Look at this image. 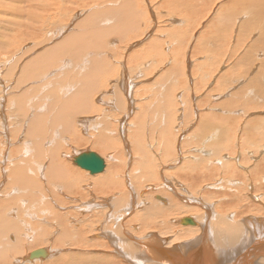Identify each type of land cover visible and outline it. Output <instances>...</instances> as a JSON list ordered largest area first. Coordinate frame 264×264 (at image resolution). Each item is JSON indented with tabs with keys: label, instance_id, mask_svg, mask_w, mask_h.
<instances>
[{
	"label": "rangeland",
	"instance_id": "obj_1",
	"mask_svg": "<svg viewBox=\"0 0 264 264\" xmlns=\"http://www.w3.org/2000/svg\"><path fill=\"white\" fill-rule=\"evenodd\" d=\"M54 2L55 0H0V92L2 87L6 86L9 93L12 90L15 93L19 91L17 94H20L24 89L22 92L27 91L26 93H28L29 89L32 90L33 84L38 85L36 83L41 82L42 79H45L46 82L42 81L40 84L43 82L45 85L49 84L48 80H52L57 69L64 72V74H60V78L58 77L59 80L54 77V80L56 79L54 82L57 84L67 83V87L70 88L65 95H62L66 97L73 96V94L85 95L86 98L91 99L93 103L91 108L94 111L90 112L87 109L85 112L78 113L77 108H72L69 111V114L72 115L68 120L74 116V124H78L75 126V130L81 133V140L72 142L71 135H63L64 127L62 126L58 127L57 130H49L47 136L56 132L55 138L61 140L59 145L62 147V153L71 157L81 151L89 150L97 151L107 158L108 156L111 157V159H106L105 163L107 167L109 164H116L115 167L118 171H115V176L117 179L123 178V171L129 169V158L133 153L134 161L142 159V154L136 151L135 146L137 140H141L142 147L148 151L147 159L150 165L148 168H143L142 165L133 166L132 164L131 169L134 168L132 169L135 173L134 176L138 177V174L144 177L142 181L136 180L137 186H134V189L136 188L138 191L147 189V191L143 196L136 197L132 209L128 207L126 210L124 209L128 203L126 191L121 187L109 192L108 197L112 199L110 203L114 208L110 212L109 209H106L107 213L109 212L108 223H124L126 228L134 231V235L139 233L141 237L153 230L155 233L158 232L159 236L168 239V242L163 244L164 246L166 243L167 246L168 244L177 246L176 244L179 243L185 247L186 242L188 243L189 240L198 236L201 230L197 232L196 230L200 227H195L191 223H183L182 221V225L179 222L181 217H190L194 220L197 216H208L207 222L212 229L215 228L217 221L225 215L231 224H234V220H236L235 223L237 221L244 222L242 219L246 217L259 218L261 221L264 218V0H237V2L236 0H58V4L61 2L64 4L62 9L65 11L61 9V12L68 11L63 13L68 15L64 16L63 19L59 16L61 13L56 15L59 9L56 8ZM47 3L54 4L55 8L43 9ZM131 6H137L136 9H132L133 12H130L132 11ZM222 6L224 9L231 7L224 10ZM117 7H120L117 9L119 14L116 11ZM102 9H113L114 14L107 12L111 15L110 18L105 11L104 13L101 11ZM96 10L102 12H99L100 15L95 18L99 21L102 19L101 26L103 28L97 19L93 18L91 24L88 23L89 13L96 12ZM127 11L132 15L127 14ZM134 12H137V16ZM87 13L88 15H86ZM118 15L123 16L121 18ZM40 16H46V22L42 23ZM105 18L106 20H104ZM84 19L87 20L85 26V23L80 24ZM260 21L263 24L256 23ZM58 22L63 23L59 24ZM93 23L95 27L100 26L101 37L98 36L100 34L97 35L98 29L93 28ZM57 25L64 28L61 29ZM67 25L72 27L68 29ZM118 25L119 27H117ZM90 27L94 30L89 31V34L93 31L92 34L96 33L95 37L90 38L91 34H88V37L86 34L88 32H86L81 38L77 37V40L74 41L76 45L73 48L74 54L71 51L70 59L72 58V62H74L75 74L69 70V67L65 69L59 65V67L55 66L54 69L56 70L51 68V72L43 71L47 74L35 77L28 74L31 72V67L25 64L15 67L14 62L18 63L21 56L24 59L42 56L44 52L50 49L49 46L59 41L58 39L61 40L63 35L67 36L68 34L70 37L72 35L69 33L73 34L74 31L78 35L88 31ZM107 31L112 32V35L109 36ZM104 32L106 33L105 36ZM102 34L103 37L107 38H103ZM12 37V40L17 42L10 41L8 43V39ZM83 39L88 40L90 47L85 41L83 43L86 45L81 42ZM78 40L80 45H78ZM89 40L91 41L89 42ZM93 43L96 44L95 47ZM93 51H95V55H93ZM89 52L92 53L91 56L90 54L85 55ZM88 56L90 59L87 58ZM88 60L92 61L91 64L87 62ZM78 61L82 64L80 68L76 66ZM121 64L123 65L121 66ZM127 65H129L128 68ZM82 68L83 70H81ZM126 69L129 70L126 71ZM130 69L132 70L130 71ZM23 73L27 74L24 75ZM79 74L80 76L82 74L83 78L82 76L79 77ZM20 83L21 86L19 87ZM91 83L98 85L99 89L102 90L99 93H96V90L90 93ZM52 84L54 85V83ZM35 86L34 88L37 89ZM86 87H88L87 91H85ZM58 90H63V88L58 86ZM127 91H131V93ZM164 97L166 98L165 103ZM163 104H165V108H162L161 111H164V116H161L159 111L156 112V109L159 108L157 106ZM34 106L35 108H29L27 113L20 114L16 103H11L10 96L0 100V166L3 165L2 170L0 169L1 183L5 182L3 170H8L9 177V169L23 165L22 160L26 159L27 162H30L29 158L35 153V150L31 148L32 140L28 133L30 129L27 128L30 122L37 121L40 112L39 105L34 104ZM49 106L46 108L47 111L51 110ZM152 107L156 108L153 109ZM103 109L110 110L109 114L99 118ZM137 115L138 118L136 119L135 116ZM32 118L33 120L28 121ZM95 118H99L100 121H94ZM82 120L87 122L88 127V124H91L89 122L94 121L95 125L92 132L88 131ZM103 122L108 125H103L104 128H109L106 130L109 132L107 136L116 140L112 142L116 146L114 147L115 150L105 151L94 147V142L104 136L101 134L103 126H98L99 123L102 124ZM3 123L8 126L4 128ZM62 124L65 125L66 122ZM52 141L51 138L48 140L51 145L56 143ZM166 146L168 147L166 148ZM40 147L46 149L50 146L39 145ZM165 148H169L170 151L167 150L168 153L163 151ZM45 149H43L44 152L48 151ZM116 152L117 154L120 153V156H117ZM153 155L157 159L158 167L152 165L150 159ZM180 156H182L181 159ZM32 160L34 165L38 163L37 160ZM67 162H69V167L80 170L81 175L85 177L86 180L83 178L85 180L84 190L80 191L81 188H75L74 194L73 191L68 190L69 192H67L64 188L58 191V189L50 187L57 191L54 196L51 192L49 193L50 189L43 181L44 184L42 183V185L44 189L46 188V192L44 189L42 192L43 194L47 193L46 207L43 208L44 202H42L41 207L43 209L40 214L37 211L33 217L34 207H31L33 210L31 212V208L26 206L28 211H25L26 213L22 215V218H17L23 226L28 224L27 227H29L31 223L32 226L30 227L35 228L37 225V228L39 227L43 232L47 231L44 232L46 236H53V238L50 237L46 243L39 245L35 242V244L31 243L30 238L27 239L26 237L28 242L30 241V246L27 241L25 242L27 244L21 245L22 248L20 247L19 251L23 250L22 255L18 254L17 258L12 257L0 261V264H31L32 262L25 263L22 261L24 256L31 249L41 247L47 248L49 254L45 257L36 258L37 261L32 264H66L63 258H69L74 252L99 255L97 258L100 256L110 259L113 256L116 257L115 261L111 263L93 261L97 264H130L110 243L106 245V248H103L104 246L78 247L72 246V244L67 245L68 240L64 245L59 244V247L58 244H55V238L61 233H65L66 230L70 233L81 226L87 229L86 226L92 223L96 226L94 222L97 223L99 216H102L97 212L103 211V208L89 204L101 203L106 198L102 197L104 196L102 192H98L100 190L97 192L89 190L94 189L92 180L94 181L97 174H92L89 170L76 165L71 159ZM40 163L44 167L47 166V160H42L38 164ZM32 167L34 169V166ZM144 169L147 171L144 172ZM179 170L183 171L182 176L177 174ZM149 172L158 173L160 177L164 172V177L167 176L169 182L166 183L163 178L159 180L156 176L157 180L154 177L153 180H149L147 178ZM72 173L74 174V172ZM35 178L38 181L41 180L39 176H35ZM13 186L7 192H13ZM137 190L135 191L137 192ZM78 191L85 193H80L81 195L78 193L77 195ZM14 193L10 196L11 198ZM116 193L119 196L125 194L124 197L127 202L124 201L123 204L119 205L115 201ZM43 194H40L42 197L39 198L42 199ZM159 194L164 196L169 206L172 203V206H176L168 209L167 204L157 202L156 195ZM19 205L14 202L11 206L16 208ZM86 206L90 211H84ZM150 206L167 209V213H165L168 215L167 226L170 229L167 235L161 233V227H166V223L161 224L165 220H162L159 215L152 214L156 218L154 224H151L147 231L144 230L140 221L133 219L134 215L146 214V209ZM1 211L3 212V210ZM94 214L98 216L93 217ZM1 216H5L6 220L9 219L6 216V210ZM55 216L56 218H53ZM90 216L93 219L85 221L86 226L75 221L76 219H78L77 221L84 220V217L89 218ZM153 216L150 218L152 219ZM59 217L63 218L64 221L59 220ZM91 228L92 232L87 231L86 238L97 240L94 238V233L97 231L93 227ZM109 230L116 238L120 236L117 229L111 230L109 228ZM141 230H144L143 234ZM24 233L25 228L23 236L26 235ZM27 233L32 234L29 230ZM99 239L108 240L105 235ZM30 243L33 245L31 246ZM169 248L168 246L166 249ZM251 252L249 257L250 259L254 258L253 262L258 255L255 257V250L253 251L254 254ZM144 256L147 264L157 262L153 256ZM262 257L264 258V254L261 259H263ZM93 262L92 264H94Z\"/></svg>",
	"mask_w": 264,
	"mask_h": 264
},
{
	"label": "bare ground",
	"instance_id": "obj_2",
	"mask_svg": "<svg viewBox=\"0 0 264 264\" xmlns=\"http://www.w3.org/2000/svg\"><path fill=\"white\" fill-rule=\"evenodd\" d=\"M131 1V0H130ZM225 1V0H224ZM243 1V0H242ZM204 2V1H203ZM237 2V0H236ZM213 3V2H212ZM54 4H56V8L59 9L56 13V15L58 16V14H60V18H65L64 16H68L66 14H63V13H67L68 11L66 12H61L64 7V4L59 3L58 4V0H55ZM54 4H51V3H47L46 7H44L43 9H49L51 7L55 8L54 7ZM132 4V2H131ZM228 4V3H226ZM115 5V4H114ZM112 5V6H114ZM204 5V4H203ZM223 5V4H222ZM225 5V4H224ZM234 4L232 3V6ZM228 6V5H227ZM137 7V6H136ZM136 7L134 6H131V10L132 9H136ZM223 7V6H222ZM231 7V6H229ZM229 7H226L225 9L229 8ZM62 9V10H61ZM117 9H120V7H117L116 8V11ZM130 9V8H129ZM206 9V8H205ZM224 9V7H223ZM224 9V10H225ZM230 9V8H229ZM67 10V9H66ZM113 10V9H112ZM111 9H102L101 11L104 13V11L107 13H111V14H114V11H112ZM65 11V10H63ZM91 11V10H90ZM100 10H96V12H93V13H89V11H87L89 13L86 14L88 15L89 19H88V23L92 22V20L94 19H97L95 18L97 15H100L99 12H101ZM143 11V10H142ZM85 12V11H84ZM83 12V13H84ZM101 12V13H102ZM118 14H119V11H117ZM116 12V14H117ZM130 12H133L130 11ZM145 12V11H144ZM223 12V11H222ZM249 12V11H248ZM107 13V14H108ZM136 13V16H137V12H134ZM3 14V13H2ZM127 14L129 15H132L130 14L128 11H127ZM147 14V13H146ZM227 14V13H226ZM255 14V12H254ZM47 15V14H46ZM85 15V16H86ZM109 15V14H108ZM81 16V15H80ZM103 16V15H102ZM101 16V17H102ZM107 16V15H106ZM110 18H111V15H109ZM117 16V15H115ZM123 16V15H122ZM122 16L118 15V17H121ZM84 17V16H83ZM99 17V16H98ZM104 17V16H103ZM250 17V16H249ZM54 18V16H53ZM94 18V19H93ZM100 18V17H99ZM256 18V17H255ZM67 19V18H66ZM65 19V21H67ZM72 19V18H71ZM120 19V18H118ZM254 19V18H253ZM47 20V17L46 16H40V21L42 23L46 22ZM70 20V18H69ZM106 20V18L104 19ZM111 20V19H110ZM117 20V19H116ZM121 20V19H120ZM136 20V19H135ZM97 21H99L97 19ZM101 21L102 19H100L99 21V25L101 26ZM113 21V20H111ZM122 21V20H121ZM129 21V20H128ZM197 21V20H196ZM6 22V21H4ZM64 22V21H63ZM61 22V23H63ZM109 22V21H108ZM152 22V21H151ZM261 22V23H260ZM259 23L256 22L257 24H263L262 21H260ZM59 23V22H58ZM59 23V24H61ZM85 23V24H84ZM87 23V20H82V22H80V24H86ZM110 23V22H109ZM115 23V22H113ZM134 23V21H133ZM48 24V23H47ZM57 24V23H56ZM58 24V25H59ZM91 24V23H90ZM117 24H120V23H117ZM55 25V24H54ZM57 25V26H58ZM94 26V23L92 24ZM91 25V26H92ZM264 25V24H263ZM40 26V25H38ZM37 26V27H38ZM100 26H94L93 28H96V30L100 28ZM105 26V25H103ZM122 26V25H121ZM120 26V27H121ZM52 27V26H51ZM60 27V26H58ZM63 27V26H62ZM66 27V26H65ZM68 29L71 28L72 26H68ZM83 27V25H82ZM81 27V28H82ZM114 27V26H113ZM119 27V25L117 26ZM215 27V26H214ZM54 28V27H53ZM61 28V27H60ZM64 28V27H63ZM61 28V29H63ZM93 28L90 27V29L88 31H84L80 34H76L75 31L74 33H69L71 34L72 36L68 37L69 35L67 34V36H62V39H58L59 41H56L54 44H52L51 46H49V50L47 52H44L42 56H39V57H34L33 59H24L22 58L21 56V61L19 60L18 63L14 62V65L15 67H20L21 64H25L26 66L28 67H31V72L28 73L30 74L31 76H35V77H38V76H41V75H44V74H47V73H44L45 71H50L51 72V68L54 69L55 66L56 67H59V65H62L61 68H68L69 67V70H71L73 73H74V62H72V58L70 59L71 57V51L73 53L74 51V41L77 40L76 38L77 37H80L82 35H84L86 32L87 36L89 37L90 35V38L91 37H95V34L96 33H93L90 32L89 34V31H91ZM101 28H103L101 26ZM100 28V29H101ZM108 28V27H107ZM150 28V27H149ZM193 28V27H192ZM56 29V28H55ZM66 29V28H65ZM84 29V27H83ZM111 29V28H110ZM114 29V28H113ZM112 29V30H113ZM126 29V27H125ZM242 29V28H241ZM51 30V29H50ZM71 30V29H70ZM82 30V29H81ZM94 30V29H93ZM96 31L98 32V36L101 37V31L99 33V31ZM103 30V29H102ZM111 30V31H112ZM119 30V29H117ZM128 30V29H127ZM131 30V28H130ZM60 31V29H59ZM63 31V30H62ZM65 31V30H64ZM73 31V30H72ZM115 31V29L113 30ZM120 31V30H119ZM68 32V31H67ZM105 32H106V28H105ZM104 32V36H105V33ZM148 32V31H147ZM9 33V32H8ZM66 33V32H65ZM107 33H109L107 31ZM89 34V35H88ZM54 35H55V31H54ZM60 35V34H59ZM94 35V36H92ZM96 35V36H97ZM112 35V32L109 33V36ZM7 36V35H6ZM13 36V35H12ZM108 36V35H106ZM108 36V38H109ZM238 36V35H237ZM2 37V36H1ZM11 37V36H10ZM75 39H73V38ZM102 37H103V34H102ZM259 37V36H258ZM4 38V37H3ZM71 38V39H70ZM83 38V37H82ZM97 38V37H96ZM99 38V37H98ZM103 38H107V37H103ZM12 38H9L7 41L8 43L10 41L12 42H17V41H13ZM79 39V38H78ZM89 39V38H88ZM110 39V38H109ZM23 40V39H22ZM80 40V39H79ZM79 40H78V45L79 44ZM85 41V43H87V45H89L90 47V44L88 43V40H84L81 41L82 43ZM87 41V42H86ZM91 40H89L90 42ZM107 41V40H105ZM157 41V40H156ZM23 42V41H22ZM108 42V41H107ZM158 42V41H157ZM1 43V42H0ZM7 43V44H8ZM83 43V44H85ZM5 44V43H4ZM3 44V45H4ZM92 44V43H91ZM98 44V43H97ZM161 44V43H160ZM263 44V43H262ZM77 45V46H78ZM86 45V44H85ZM94 47L96 46V44H94ZM91 45V46H93ZM102 45V44H101ZM157 45V44H156ZM208 45V44H207ZM258 45V44H257ZM6 46V45H5ZM77 46H76V49H77ZM83 46V45H82ZM151 46V45H150ZM261 46V45H260ZM84 47V46H83ZM108 47V46H107ZM159 47V46H158ZM92 48V47H91ZM99 48V47H98ZM102 48V47H101ZM264 48V47H263ZM72 49V50H71ZM78 49L80 50L79 46H78ZM251 49V48H250ZM9 50V49H7ZM78 50V51H79ZM90 50V49H89ZM93 50V49H92ZM104 50V49H103ZM160 50V48H159ZM67 51H70V52H67ZM95 51H93L92 53H94ZM159 52V51H158ZM70 53V54H69ZM81 53V52H80ZM92 53L90 54V52L88 54H85V55H89L90 56L92 55ZM160 53V52H159ZM74 54V53H73ZM72 54V55H73ZM154 54V53H153ZM251 54V53H250ZM54 55H56V57H54ZM84 54H82L83 56ZM95 55V53L93 54ZM160 55V54H159ZM103 56V55H102ZM74 57H76L74 55ZM85 57V56H83ZM159 57V56H158ZM247 57V56H246ZM89 58V56L87 57ZM93 58V57H92ZM243 58V57H242ZM90 59V58H89ZM161 59V58H160ZM159 60V59H158ZM11 62V60H10ZM88 63L91 64V60H88L87 61ZM2 65V64H1ZM123 64H121L122 66ZM131 65V64H130ZM23 66V65H22ZM43 66V68H42ZM77 67H82V64L78 61V64L76 65ZM129 65H127V68H128ZM134 66V65H132ZM74 67V68H73ZM104 67L106 69H108V67L106 65H104ZM124 67V66H123ZM122 67V68H123ZM131 67V66H130ZM129 67V68H130ZM133 69V67H131ZM135 68V67H134ZM29 69V70H30ZM130 69V71L132 70ZM140 69V68H139ZM0 70H1V66H0ZM56 70V69H54ZM68 70V69H67ZM83 70V68L81 69ZM129 70V69H126V71ZM4 71V70H3ZM44 71V72H43ZM79 72V70H77ZM125 71V70H124ZM134 71V70H133ZM29 72V71H28ZM67 72V71H66ZM118 72V71H117ZM121 72V71H120ZM137 72V71H136ZM70 73V72H69ZM68 73V74H69ZM131 73V72H130ZM24 75L27 74V73H23ZM64 74V72H61V70L59 71V69H57V72H54V75H53V78L52 80H48L49 84H44L45 79L41 80V82H37L35 86V84H33L37 89L34 88V86L32 85V82H31V85L33 86L32 87V90H28V93L26 92H22L24 90L21 91L20 94H17L18 92L16 91V93L14 91H10L7 92V87H2V91L0 92V100L1 99H7L8 96H10V101L12 104H15L18 106L19 108V113L20 114H25L27 113V110L29 108H35L34 104H38L39 105V110L40 112L38 113V118H37V121L34 122V123H29L28 124V127L30 129V132L29 135H30V138L32 140V147L34 150H35V153L29 158L30 162H27V160H22L21 163L23 165H20V166H17V167H12L11 169H9L10 171V176L8 177V170H3V176H4V180L5 182L1 183L0 182V206H1V210H3V212L1 211L0 212V216L4 213V210H6V216L7 218L9 219H5L4 217L5 216H1L0 217V261H5L7 259H10L12 257H18V254H21L22 255V251H19L21 245L23 246L24 243L27 241L28 245H29V242L27 239L31 240V243L35 242L36 244H44L47 242V240L50 239L51 236H46V233H44L41 229H39V227L37 228V225H36V229L35 228H31L30 226L31 223H30V228L27 227L28 224H25V226H23L18 220L17 218H22V215H24V213H26L25 211H28L27 207L28 208H31V207H34L33 210V217H35V214L36 212L38 211L39 214H40V211L46 207L45 206V202H46V197H47V193L43 194L42 190L44 189L43 188V181L44 183H46L48 189L49 190V193L51 192L53 195L54 194H57L55 190L51 189L50 187L52 188H56L61 190V188H64L67 192L69 191H73L75 190V188H81L80 191H83L84 190V181L86 180L85 177H83V175H81V172L80 170H77L75 168H71L69 167L67 160H73L75 163V159L78 155H80L83 151L81 152H77L78 154L77 155H72L73 157L71 156H68V155H65L62 153L61 151V146L59 144L60 141L58 139H56V132H54L53 135H49L47 136V133H49V130H57L58 127L62 126L64 127V130H63V135H66V134H69L71 135L70 138L72 139V142H76V140L80 139L81 138V133H78L76 130H75V126L78 125V124H74V116L72 117V119H69L68 118H71L70 116L72 114H69V111L73 108H77V112L78 113H82V112H85L87 109H89V111H94L92 110L91 108V105H93V103L91 102V99L86 98L85 95H74L73 96H64L65 93L70 89L67 87V83H61V84H57L56 82H54L56 79L59 80V78L61 77V75ZM67 74V75H68ZM71 74V73H70ZM75 74V73H74ZM128 74V73H127ZM140 74V73H139ZM5 75V74H4ZM22 75V74H21ZM20 75V76H21ZM121 75V74H120ZM19 76V77H20ZM76 76V75H75ZM82 76V74H81ZM80 74H79V77H81ZM109 76V75H107ZM16 77V76H15ZM54 77L56 78L54 80ZM59 77V78H58ZM64 77V76H63ZM74 77V76H73ZM26 78V76H25ZM27 78H28V75H27ZM65 78V77H64ZM76 78V77H74ZM83 78V76H82ZM87 78V76H86ZM91 78V77H90ZM33 79V78H32ZM79 79V78H78ZM95 79V78H94ZM92 79V80H94ZM15 80V79H14ZM27 80V79H26ZM35 80V79H34ZM33 80V82H34ZM67 81V79H65ZM43 84H40L42 83ZM53 81V82H52ZM125 81V80H124ZM97 82V81H95ZM24 83V82H23ZM54 83V85L52 84ZM103 83V82H102ZM118 83V82H117ZM25 84V83H24ZM74 84V83H73ZM88 84V83H87ZM115 84V83H114ZM129 84V83H127ZM18 85V84H17ZM30 85V86H31ZM70 85V84H69ZM72 85V84H71ZM70 85V86H71ZM79 85V84H78ZM82 85V84H81ZM113 85V84H112ZM4 86V85H3ZM15 86V85H14ZM19 87L21 86V83L18 85ZM17 86V88H18ZM29 86V85H28ZM58 86L62 87L63 90H58ZM84 86V85H83ZM98 85L94 84V83H91L90 84V93L92 91H97L96 93H99V91H101L102 89H99V86L97 88ZM117 86V85H116ZM115 86V87H116ZM108 87V86H107ZM129 87V86H128ZM1 89V88H0ZM22 89V88H21ZM85 89V88H83ZM109 89V88H108ZM117 89V88H116ZM15 90V89H14ZM37 90V91H35ZM81 90V89H80ZM88 90V87H86L85 91ZM84 91V92H85ZM118 91V90H117ZM166 91V90H165ZM83 92V93H84ZM128 93L131 91H127ZM126 92V93H127ZM35 93V94H33ZM71 93V91H70ZM127 93V94H128ZM166 93V92H165ZM64 94V95H62ZM125 94V93H124ZM126 94V95H127ZM120 95V94H119ZM129 96V95H128ZM167 95H165L166 97ZM170 96V95H169ZM168 96V97H169ZM97 97V96H96ZM127 97V96H126ZM164 97V98H165ZM167 98V97H166ZM166 98L164 100V103L166 102ZM132 100V98H131ZM97 101V100H96ZM104 102V101H103ZM171 103V102H170ZM167 104V103H166ZM49 106V108H51L50 111H47L46 108ZM127 105V104H126ZM177 105V104H176ZM87 106V107H86ZM129 106V105H128ZM130 106H132L130 104ZM129 106V107H130ZM162 106V107H161ZM159 105L157 107H159L158 109H156V112L159 111V115L161 116H164L163 114V110L161 111V109L165 108V104L163 105ZM176 107V106H175ZM48 108V109H49ZM128 108V107H127ZM133 108V107H132ZM153 109H155L156 107H152ZM168 109V107H166ZM98 109L100 110V107H98ZM130 109V108H129ZM170 109V108H169ZM172 109V108H171ZM109 111L110 110H101V115L99 116V118L101 116H104V115H107L109 114ZM130 111V110H129ZM154 111V110H153ZM171 111V110H170ZM173 112V111H171ZM18 113V114H19ZM48 113V114H47ZM116 113V112H115ZM13 114V113H12ZM113 114V113H112ZM125 116V115H124ZM128 116V115H127ZM77 117V116H76ZM95 117V116H94ZM99 118H95L93 119L94 121H100ZM135 118L137 119L138 118V115L135 116ZM18 119V118H17ZM121 119V118H120ZM127 119V118H126ZM4 120V119H3ZM30 120H33L32 119H29L28 121ZM79 120V119H78ZM83 121V124L85 127L88 128V131H91L94 129V121L92 122H89L91 124H88L89 127L87 126V122L85 120H82ZM117 121V120H116ZM164 121V120H163ZM4 122V121H3ZM66 122L65 125H63L62 123ZM68 122V123H67ZM112 122V121H111ZM114 122V120H113ZM118 123V122H117ZM82 123H80L81 126H83ZM114 124V123H113ZM168 124V123H167ZM93 127H90L92 126ZM108 126L107 123L103 122L102 124L99 123L98 126ZM138 125V124H137ZM4 128L8 125H5L3 123L2 125ZM104 126L102 127V136L103 137H100L98 140H96L94 142V147L95 148H98V149H103L105 151H108L109 149L111 150H115L114 147H116L114 145V143H112L115 139H112V138H109L107 135L109 132H107L106 130H108L109 128H104ZM165 126V125H164ZM163 126V127H164ZM77 128V127H76ZM97 128V127H96ZM95 128V129H96ZM156 128V127H155ZM154 128V129H155ZM123 129V128H122ZM165 129V128H164ZM207 129V128H206ZM48 130V131H47ZM107 133H106V132ZM118 131V130H117ZM139 131V130H138ZM101 132V131H100ZM52 133V132H50ZM68 136V135H66ZM108 137V139H107ZM176 137V136H175ZM47 138H51V140H53L52 142H56L55 144H50L48 142L49 139ZM83 138V137H82ZM84 139V138H83ZM82 139V140H83ZM96 139V138H94ZM81 140V139H80ZM85 140V139H84ZM176 140V139H175ZM175 140H174V143H175ZM116 141V140H115ZM48 142V143H47ZM78 142V141H77ZM91 143V142H90ZM116 143V142H115ZM123 143V142H122ZM39 145H43V147L46 145V147L50 146L49 148H46L48 151H45L43 149L45 148H42L40 147L39 148ZM93 145V144H91ZM135 146H136V151L139 152L140 154H142V159L141 160H138V161H134L132 155L130 157L129 155V169L127 171H123V175L124 176L123 178L119 177L117 179V177L115 176V171H118L116 169V164L114 163V165H108L105 166V169L104 171L100 172V173H97V176L96 178H94V181L92 180V183L94 185V189H89V190H92L94 192H97V190H100L98 191L99 193H103L104 196L102 197H106L100 201H102L101 203H90L89 205H97V206H100L103 208V211L100 210L98 211L97 213H99V215L102 214V216H99V219L96 223V221L94 222L96 224V226L92 223V224H89L88 226H86L85 224V221H88L89 219H93L91 218V216L89 218H83L84 220H80V221H77L78 219H76L75 221L78 222L79 224H84L86 226L87 229L83 228V226L77 228V230L74 229L72 232H68L66 230V232L68 233H64L63 234L61 233L59 236H57L55 238V244H58V247H59V244L60 245H64L67 240V245L68 244H72V246H78V247H95V246H104L103 248H106V245H108L109 243L112 244V246L114 245V248L117 249V251L119 253H121V255L124 257V259H126V262L130 263V264H147L146 263V256H153L157 259V262L156 263H152V262H149L148 264H264V258L261 259V256L264 254V221L261 219V221L259 220V218H255V217H246V218H243L242 220L245 222H234L236 220L233 221L234 224H231L230 221H228L225 217L226 215L223 217V218H220L218 221H217V224H215V228L212 229V227H209V222H207V218H209L208 216H204L203 217H195L196 219H192L190 217H181L179 222L182 223H191V224H194L195 227H200V229H197L196 231L200 232L201 230V233L196 236L195 238H192L191 240L188 241V243L186 242V245L185 247H183L182 245L183 244H176L177 246H174V245H169L168 246L171 248L169 249H166L168 246H167V243H166V246H164L163 244L165 242H168V239L162 237V236H159V233H155L153 232V230L148 233L147 235H144V236H140L139 233L137 235H134V231L133 230H129L128 228H126L124 226V223H121L119 222L118 224H111L108 223L109 222V212L113 210V205H111V201L112 199L110 197H108V194L109 192H112L116 189H119V188H123L126 192V198L128 199V203H126V206H125V210L128 209V207H130L132 209L133 205L135 204V201H136V197H140V196H143L145 194V191H147V189L145 191H138L136 188L134 189V186H137L136 185V180L137 181H142V179L144 178L143 176H139L137 174L138 177L134 176L135 173L132 171V169H134L132 167L131 169V165L133 164V166H138V165H142L143 168H148V166L150 165V163L148 162L149 160L147 159V156H148V151L142 147V143H141V140L138 139L137 142L135 143ZM128 147V146H126ZM130 147V146H129ZM168 146H166L167 148ZM120 148V147H119ZM118 148V149H119ZM164 149L163 151L168 152L170 151V149ZM45 149V150H46ZM128 149V148H127ZM131 149V148H130ZM135 147L133 148V151H134ZM110 150V151H111ZM181 150V148L179 149V151ZM92 151V150H90ZM101 151V150H100ZM95 153H98L97 151H93ZM130 152V151H129ZM167 152V153H168ZM66 153V152H65ZM107 153V152H105ZM131 153V152H130ZM138 153V154H139ZM67 154V153H66ZM69 154V153H68ZM100 155V153H98ZM108 154V153H107ZM71 155V154H70ZM116 155L117 156H120V153L117 154L116 152ZM102 156V155H101ZM111 156V155H110ZM69 159H68V158ZM105 160L109 158L107 157H104L102 156ZM155 156L153 155L151 157V162H152V165L154 167H158L157 166V163H156V158H154ZM176 157V156H175ZM182 156H180L179 158L181 159ZM178 158V159H179ZM32 159H35L39 162H41L42 160H47V166L44 167L43 164H38V163H35V165L32 163L33 160ZM111 159V157L109 158ZM20 161V160H19ZM126 161V160H125ZM134 161V162H133ZM45 162V161H44ZM43 162V163H44ZM72 162V161H71ZM126 163V162H125ZM160 163V162H159ZM106 164V163H105ZM76 165H78L76 163ZM159 165V164H158ZM34 166V169L33 167ZM36 166V167H35ZM38 166V167H37ZM79 166V165H78ZM162 166V165H161ZM2 166H0V169H1ZM81 167V166H80ZM109 168V169H108ZM115 168V170H114ZM161 168V167H160ZM192 168V167H190ZM46 169V170H45ZM2 170V169H1ZM0 170V171H1ZM45 170V171H44ZM158 170V169H157ZM137 171V170H136ZM139 171V170H138ZM147 171V169H144V172ZM231 171V170H230ZM74 172V174L72 173ZM179 174V176H182V172L183 171H177ZM37 173V174H36ZM163 174H161L162 177L158 176V173L155 174L154 172H149V174L147 175V178L149 180H153V177L156 179V177H158V179L160 180L161 178H163L164 180H166L165 182L168 183V179L165 176L164 172H162ZM6 174V175H5ZM39 176L40 177V181H38L35 176ZM80 174V175H79ZM101 174V175H100ZM194 175V174H193ZM156 176V177H155ZM197 176V175H196ZM177 177V176H176ZM85 180H84V179ZM180 178V177H179ZM196 178V177H195ZM121 179V180H120ZM157 180V179H156ZM2 181V180H1ZM90 181V180H89ZM168 181V182H167ZM43 183V184H44ZM89 183V182H88ZM140 183V182H139ZM13 185H16V186H13ZM44 185V186H46ZM186 185V184H185ZM13 186V192L14 193V196L11 198L10 196L13 195V192H7L9 191V189L11 190V187ZM141 186V185H140ZM133 187V189H132ZM197 187V186H196ZM83 188V189H82ZM46 189V188H45ZM44 189V190H45ZM63 189V190H64ZM69 190V191H68ZM137 190V192L135 191ZM46 192V190H45ZM76 192V191H75ZM74 192V194H75ZM124 192V191H123ZM59 193V192H58ZM81 195V194H84L85 192L81 193V192H77L76 194L78 195ZM81 193V194H80ZM90 193V191H89ZM40 194H43V198H39L40 196L42 197V195ZM88 194V193H87ZM92 194V193H91ZM121 194V193H120ZM125 194H123L122 196H119V194L116 193V196H115V201L117 203H119V205L123 204L124 201L127 202L124 197ZM45 196V197H44ZM55 196V195H54ZM53 196V198H55ZM57 196V195H56ZM59 196V195H58ZM86 196V195H85ZM96 196V194H95ZM94 196V197H95ZM100 197V196H99ZM57 198V197H56ZM156 198L158 199L157 202L159 203H163V204H167V200L164 199V196L162 195H156ZM138 199V198H137ZM225 199V198H224ZM167 201V202H166ZM16 203V204H20L18 207H14V206H11L13 203ZM42 202H44V206L43 208L41 207L42 206ZM89 202V201H88ZM92 202V201H91ZM48 204V203H47ZM173 204V203H172ZM172 204L169 206V203L167 204L168 205V209H172V207L176 206V205H173ZM33 205V206H32ZM88 205V206H89ZM125 205V204H124ZM205 205V204H204ZM11 206V207H10ZM27 206V207H26ZM123 206V205H122ZM207 206V204L205 205ZM94 207V206H93ZM180 208V207H179ZM92 209V208H90ZM95 209V208H93ZM106 209H109V212L107 213V210ZM32 208H31V212L33 211ZM90 211L89 208L86 206L85 210L84 211ZM97 210V209H96ZM166 208H156L154 206H150L149 208L146 209V214H138L137 216H133V219L134 220H138L141 222V224L143 225V228L144 230L147 231L148 228L151 227V224H154V215H159L160 217H162L161 219L162 220H165L163 223H161L162 225H164L166 223V227L164 226H160L161 227V233L167 235V233H169V227L167 226L168 225V215L166 214ZM21 211V212H20ZM83 211V212H84ZM188 211V210H187ZM211 211V210H210ZM20 212V213H19ZM29 212V215H31ZM70 212V211H69ZM94 212V211H93ZM166 212V213H165ZM207 212V211H206ZM220 212V211H219ZM44 213V212H43ZM54 213V212H53ZM193 213V212H192ZM51 214V213H50ZM57 214V213H56ZM68 215V213H66ZM195 214V213H194ZM28 215V213H27ZM106 215V216H104ZM190 215V214H189ZM201 215V214H200ZM58 216V215H56ZM53 217V218H56ZM95 216H98V215H93V217ZM153 218L151 219L150 217ZM63 217V216H62ZM166 219H164V218ZM231 218H233L232 215H230ZM30 218V216H29ZM32 218V217H31ZM58 218V217H57ZM189 220H187V219ZM97 219V218H95ZM259 220V222H257V220ZM59 220H63V218L59 217ZM104 220V221H103ZM177 220V219H176ZM32 221V220H31ZM62 221V222H63ZM74 221V220H73ZM137 221V222H138ZM159 221V220H158ZM158 221L156 222V224L158 223ZM90 223V222H89ZM182 223V225H183ZM33 224V223H32ZM60 224V223H59ZM63 224V223H62ZM132 224V223H131ZM134 224V223H133ZM139 224V222H138ZM160 224V225H161ZM45 225V224H44ZM105 225V227H104ZM35 226V225H33ZM189 226V225H188ZM192 226V225H191ZM24 227L25 228V233L23 236V231H24ZM74 227V226H73ZM91 227H93L97 232L94 233V238H96L97 240H89L88 238H86V233L87 231L88 232H92L91 231ZM142 227V226H141ZM70 228V227H69ZM109 228L111 230H115L117 229V232L120 234V236L118 238H116L115 236H113L109 230ZM164 228V229H163ZM139 229V228H138ZM31 231L32 234H28L27 231ZM69 230V229H68ZM143 230V231H144ZM150 230V229H149ZM64 231V230H63ZM139 231V230H138ZM142 231V230H141ZM143 231L141 232L143 234ZM190 231V230H189ZM192 231V230H191ZM47 232V231H46ZM30 233V232H29ZM41 233V234H40ZM6 234V235H5ZM162 234V235H163ZM105 235L108 240H105V241H102L100 240L99 238L101 236ZM27 237V239H26ZM8 238V239H6ZM53 238V236L51 237ZM169 238V237H168ZM93 239V238H92ZM170 239V238H169ZM25 243V244H27ZM30 243V244H31ZM34 243V244H35ZM118 243H119V246H118ZM171 243V242H170ZM181 243V242H180ZM33 244H31L32 246ZM30 246V245H29ZM71 246V245H70ZM179 246V247H178ZM26 247V246H25ZM23 247V248H25ZM22 248V247H21ZM38 249H43L44 250V253L43 254H40V255H32V253L35 251V250H38ZM82 249H85V248H82ZM256 251V254H255V260L252 262V259H250V252L252 251ZM115 251V252H117ZM27 252V250H26ZM251 252V253H252ZM49 254V251L47 248H44V247H41V248H35V249H31L29 251V253L24 256L23 260L25 263L26 262H32V263H35L37 260L36 258H39V257H45ZM254 254V252H253ZM20 255V256H21ZM115 255V254H114ZM97 256L99 255H93V254H86L84 252H81V253H71V256L69 258H66L64 257L63 259L65 260L66 264H92L93 261H105L106 263H111V262H114L116 257L113 256L112 259L110 258H107V257H104V256H100V258H97ZM23 257V256H22ZM17 260V259H16ZM19 261H21L19 259ZM22 263V262H20ZM31 263V264H32ZM94 263V262H93ZM94 264H97V263H94Z\"/></svg>",
	"mask_w": 264,
	"mask_h": 264
},
{
	"label": "water",
	"instance_id": "obj_3",
	"mask_svg": "<svg viewBox=\"0 0 264 264\" xmlns=\"http://www.w3.org/2000/svg\"><path fill=\"white\" fill-rule=\"evenodd\" d=\"M75 161L79 166L89 170L92 174H97L104 171L106 166L105 159L98 153H95L90 150L82 152L80 155L76 157ZM262 220L264 221V218H262ZM43 253H44L43 249H38L35 250L32 253V255H40Z\"/></svg>",
	"mask_w": 264,
	"mask_h": 264
}]
</instances>
